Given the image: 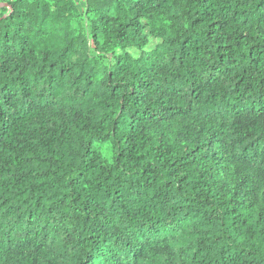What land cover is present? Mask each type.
<instances>
[{
	"label": "trees",
	"instance_id": "1",
	"mask_svg": "<svg viewBox=\"0 0 264 264\" xmlns=\"http://www.w3.org/2000/svg\"><path fill=\"white\" fill-rule=\"evenodd\" d=\"M0 264H264V0H0Z\"/></svg>",
	"mask_w": 264,
	"mask_h": 264
},
{
	"label": "rangeland",
	"instance_id": "2",
	"mask_svg": "<svg viewBox=\"0 0 264 264\" xmlns=\"http://www.w3.org/2000/svg\"><path fill=\"white\" fill-rule=\"evenodd\" d=\"M79 8L82 10V8H83V4L81 3V2H79Z\"/></svg>",
	"mask_w": 264,
	"mask_h": 264
}]
</instances>
